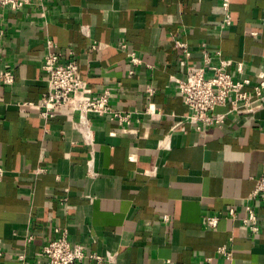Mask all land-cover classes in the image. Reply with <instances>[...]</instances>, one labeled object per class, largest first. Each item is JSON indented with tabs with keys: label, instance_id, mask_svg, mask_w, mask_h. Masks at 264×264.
Instances as JSON below:
<instances>
[{
	"label": "crops",
	"instance_id": "0c3cea01",
	"mask_svg": "<svg viewBox=\"0 0 264 264\" xmlns=\"http://www.w3.org/2000/svg\"><path fill=\"white\" fill-rule=\"evenodd\" d=\"M230 14L223 24L222 0L0 6V73L14 75L0 80V264L43 262L44 245L63 233L99 256L74 264H264V205L259 232L240 219L264 175V102L249 113L219 106L224 124L199 132L175 80L203 63L204 49L236 61V78L264 74V0H230ZM49 38L61 60L79 62L94 95L113 92L130 125L92 114L90 146L70 105L40 114Z\"/></svg>",
	"mask_w": 264,
	"mask_h": 264
},
{
	"label": "built area",
	"instance_id": "2783aa9c",
	"mask_svg": "<svg viewBox=\"0 0 264 264\" xmlns=\"http://www.w3.org/2000/svg\"><path fill=\"white\" fill-rule=\"evenodd\" d=\"M44 0H0V6L19 10L31 5H43ZM222 8L225 11L224 23L231 20L230 0H222ZM186 55L191 50L186 43L179 42ZM126 48V43L121 44ZM48 51L42 61V67L47 73V90L43 93L38 104L39 112L43 116H54L64 105H70L74 114L79 115L75 127L82 134L84 141L93 146L96 142L93 127L92 114L109 116L119 125L131 124V114L115 110L111 104L113 92L105 88L99 95H94L93 88L81 76L80 64L74 58L61 60L62 53L53 39H47ZM95 47V45H94ZM73 54V51H69ZM134 63L139 58L134 52H129ZM204 61L202 64L192 67L184 78L175 79L178 89L185 103L190 109L186 115V122L195 131L203 132L211 126H221L226 120V112H218L219 106L228 105L230 111L238 113L255 112L264 102V74H259V79L253 82L249 77L236 78L231 71V66L236 62L226 57L221 49L214 53L204 49ZM216 59V63L214 62ZM240 71L244 69V63H236ZM0 80L5 84L14 82L13 72L9 69L0 73ZM23 104H33L25 101ZM92 165V161L90 162ZM5 174V169L0 165V179ZM249 202L244 204V214L240 217L242 223L253 233L260 230L258 206L264 205V175L257 178L252 192L248 196ZM229 215H237L235 208H231ZM220 216L210 214L207 217L209 227H216ZM220 251L227 256L231 253L223 245ZM3 250L0 247V256ZM98 257L89 255L86 246L82 243L71 241L66 233L46 243L42 250L43 262L32 261L27 264H74L86 257Z\"/></svg>",
	"mask_w": 264,
	"mask_h": 264
}]
</instances>
